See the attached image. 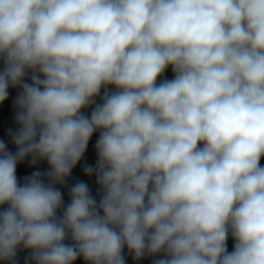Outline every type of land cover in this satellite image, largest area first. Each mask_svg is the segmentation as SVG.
Returning a JSON list of instances; mask_svg holds the SVG:
<instances>
[{"label":"clouds","instance_id":"1","mask_svg":"<svg viewBox=\"0 0 264 264\" xmlns=\"http://www.w3.org/2000/svg\"><path fill=\"white\" fill-rule=\"evenodd\" d=\"M0 58V103L22 88L17 151L0 141V260L125 264L127 247L153 264H264V0H0ZM97 131L84 172L100 201L79 181L58 217L55 185ZM28 156L50 170L21 184Z\"/></svg>","mask_w":264,"mask_h":264},{"label":"water","instance_id":"2","mask_svg":"<svg viewBox=\"0 0 264 264\" xmlns=\"http://www.w3.org/2000/svg\"><path fill=\"white\" fill-rule=\"evenodd\" d=\"M4 68L3 59L0 58V71ZM31 75L32 72L29 70L24 78V82L31 83ZM174 76L171 67H169L165 73L158 78L157 83H159L163 79H172ZM105 88L102 87L100 95L95 98V104H92L84 109H82V113L89 116L91 115L92 110L96 106V104H101L103 102V95L105 92ZM22 91V88L19 86L17 87H9L8 89V97L7 99L0 103V141H3L6 145V150L15 153L17 151V147L12 140V135L19 130L20 125L16 122L15 116L17 112V107L14 104L15 98L19 95ZM107 91L114 92L116 89L109 85L107 87ZM99 137V131L95 132L91 137L87 149L84 153L82 159L77 163V165L73 168L71 174L66 178L64 184H56L55 187L61 191L62 193V206L60 209L57 210V216H62L64 209L70 203V189L74 186L77 182L83 181L85 182L89 189L90 194L96 199L97 204L100 201L102 196V190L97 183V179L95 175L88 176L84 172L85 165H93L95 166L97 160V153L95 149L96 140ZM202 146V145H201ZM261 165L264 166V157L261 158L260 161ZM50 170V167L46 160H37L35 164L31 163V156L26 157L23 161L18 162L17 164V180L19 183H24V178L27 176H31V174L35 171H40L42 174L47 173ZM44 182L48 183V179L46 176L43 177ZM7 205L0 206V211L6 208ZM65 243H71L70 238L66 239ZM235 241L231 234H229L227 239V250L231 252L234 248ZM125 264H153L155 259L160 258L159 255L157 256H144L141 259H135L134 255L130 253L127 247L124 248L122 253ZM29 251L20 249L15 259V264H33L30 260H28ZM0 264H8L7 261L0 260ZM73 264H87L86 261L82 257L78 258Z\"/></svg>","mask_w":264,"mask_h":264}]
</instances>
